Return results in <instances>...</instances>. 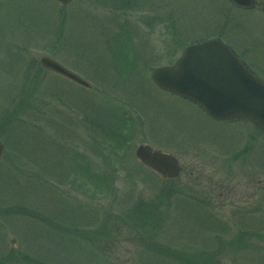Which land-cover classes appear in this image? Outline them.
Wrapping results in <instances>:
<instances>
[{"label": "rangeland", "instance_id": "rangeland-1", "mask_svg": "<svg viewBox=\"0 0 264 264\" xmlns=\"http://www.w3.org/2000/svg\"><path fill=\"white\" fill-rule=\"evenodd\" d=\"M257 2L0 0L4 264H264V133L151 78L218 36L264 78ZM45 55L93 88L43 70ZM141 144L175 155L181 176L144 166Z\"/></svg>", "mask_w": 264, "mask_h": 264}, {"label": "water", "instance_id": "water-1", "mask_svg": "<svg viewBox=\"0 0 264 264\" xmlns=\"http://www.w3.org/2000/svg\"><path fill=\"white\" fill-rule=\"evenodd\" d=\"M58 1L63 5L72 2ZM232 1L247 8L255 5V0ZM40 64L79 85L91 87L81 76L51 57H41ZM152 79L163 90L196 102L216 120L247 119L264 131V81L255 76L221 39L189 44L174 66L156 68ZM2 152L0 142V157ZM136 155L164 178L178 177L181 172L174 155L147 144L140 145ZM15 242L12 239V243Z\"/></svg>", "mask_w": 264, "mask_h": 264}, {"label": "trees", "instance_id": "trees-1", "mask_svg": "<svg viewBox=\"0 0 264 264\" xmlns=\"http://www.w3.org/2000/svg\"><path fill=\"white\" fill-rule=\"evenodd\" d=\"M130 55H131V54L129 53L128 56H130ZM120 58H123V57H120ZM120 61H123V59H121ZM128 65H132V64L129 63ZM128 65H127V66H128ZM125 66H126V65H125ZM123 125H124V123H123ZM119 135H120V134H119ZM154 219H155V218H154Z\"/></svg>", "mask_w": 264, "mask_h": 264}, {"label": "flooded vegetation", "instance_id": "flooded-vegetation-1", "mask_svg": "<svg viewBox=\"0 0 264 264\" xmlns=\"http://www.w3.org/2000/svg\"><path fill=\"white\" fill-rule=\"evenodd\" d=\"M233 49H235L231 44L230 42H228L227 40H225Z\"/></svg>", "mask_w": 264, "mask_h": 264}]
</instances>
